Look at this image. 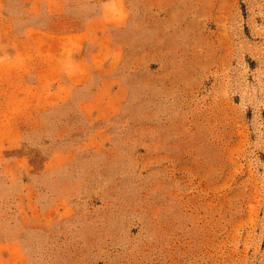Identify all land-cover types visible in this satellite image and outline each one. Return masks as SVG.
Wrapping results in <instances>:
<instances>
[{"label": "rangeland", "instance_id": "1", "mask_svg": "<svg viewBox=\"0 0 264 264\" xmlns=\"http://www.w3.org/2000/svg\"><path fill=\"white\" fill-rule=\"evenodd\" d=\"M0 264H264V0H0Z\"/></svg>", "mask_w": 264, "mask_h": 264}]
</instances>
